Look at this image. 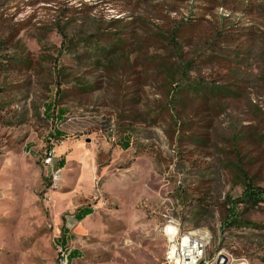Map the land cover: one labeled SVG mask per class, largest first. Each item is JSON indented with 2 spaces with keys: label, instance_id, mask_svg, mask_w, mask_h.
<instances>
[{
  "label": "rangeland",
  "instance_id": "374dc122",
  "mask_svg": "<svg viewBox=\"0 0 264 264\" xmlns=\"http://www.w3.org/2000/svg\"><path fill=\"white\" fill-rule=\"evenodd\" d=\"M0 152V264H264V0H0Z\"/></svg>",
  "mask_w": 264,
  "mask_h": 264
},
{
  "label": "built area",
  "instance_id": "2783aa9c",
  "mask_svg": "<svg viewBox=\"0 0 264 264\" xmlns=\"http://www.w3.org/2000/svg\"><path fill=\"white\" fill-rule=\"evenodd\" d=\"M52 149L47 153L45 162L51 163ZM163 232L167 236V258L169 264H229L230 259L224 253L222 255H208V244L210 240H197L187 238L184 230L181 228L177 220L163 225ZM61 245L65 248L66 245ZM70 251H67L61 264H68V256ZM248 264V262H247Z\"/></svg>",
  "mask_w": 264,
  "mask_h": 264
},
{
  "label": "trees",
  "instance_id": "16d2710c",
  "mask_svg": "<svg viewBox=\"0 0 264 264\" xmlns=\"http://www.w3.org/2000/svg\"><path fill=\"white\" fill-rule=\"evenodd\" d=\"M170 40V43H173L174 41V37L173 36H169L167 37ZM113 44L112 48L109 49L110 53H114L116 50H119L121 48H123L125 46V43L120 42V40L118 39V41L116 40ZM178 71V69H177ZM174 72V71H173ZM174 76H176V73H173ZM190 88V87H188ZM193 91H197V89L192 88ZM51 107H53V105H49L48 109H51ZM247 183H245V193L244 196L241 197L239 199L240 202L242 203H246L248 207L250 208H259L262 207V205L264 204V188H256L255 186H253L251 184V182L249 181H245ZM91 212H94L93 209L90 206L87 207H83L81 209H79V211L75 214V216L77 217L78 220H81L83 218H85L88 214H90ZM241 221L238 220L237 216L234 215L233 217L226 219L224 221V227L225 228H231L232 226H236V225H240ZM63 238V236H62ZM62 245H66L63 241H61ZM72 252L73 250L70 251L69 256H68V264H70L71 258H72ZM162 261V260H161Z\"/></svg>",
  "mask_w": 264,
  "mask_h": 264
},
{
  "label": "crops",
  "instance_id": "0c3cea01",
  "mask_svg": "<svg viewBox=\"0 0 264 264\" xmlns=\"http://www.w3.org/2000/svg\"><path fill=\"white\" fill-rule=\"evenodd\" d=\"M50 112L48 111V114H49ZM64 130H54V135L57 137V138H60V137H63V136H65L66 134H65V132H63ZM130 144H129V140H126L125 142H124V146H126V147H128ZM0 155H1V152H0ZM59 160H58V162H57V166H58V168L59 169H62V168H64V166L66 165V160H65V158L64 157H61V158H58ZM81 209V208H80ZM78 212V211H77ZM76 212V213H77ZM75 213V214H76ZM92 213V212H91ZM90 213V214H91ZM75 214H74V217L76 218V220L77 221H82L83 219H85V218H83V219H81V220H78L77 219V217L75 216ZM68 232H67V230H66V228H65V231H64V233H63V238L61 239V241H63L65 244H67V242H68ZM81 255H82V253H81V251L80 250H78V249H74L73 250V252H72V258H71V261H70V264H76L75 262V260L76 259H79V258H81Z\"/></svg>",
  "mask_w": 264,
  "mask_h": 264
},
{
  "label": "bare ground",
  "instance_id": "6f19581e",
  "mask_svg": "<svg viewBox=\"0 0 264 264\" xmlns=\"http://www.w3.org/2000/svg\"><path fill=\"white\" fill-rule=\"evenodd\" d=\"M171 221H168L167 223H170ZM187 238L189 239H197V240H208V238L204 235H198L196 232L193 231H184ZM163 235L166 239V243H167V236H166V232H163ZM167 246V245H166ZM163 258H167V249L165 250V254ZM161 264H169V260H162Z\"/></svg>",
  "mask_w": 264,
  "mask_h": 264
},
{
  "label": "clouds",
  "instance_id": "9594fccd",
  "mask_svg": "<svg viewBox=\"0 0 264 264\" xmlns=\"http://www.w3.org/2000/svg\"><path fill=\"white\" fill-rule=\"evenodd\" d=\"M239 264H247V261L245 259L241 258Z\"/></svg>",
  "mask_w": 264,
  "mask_h": 264
}]
</instances>
